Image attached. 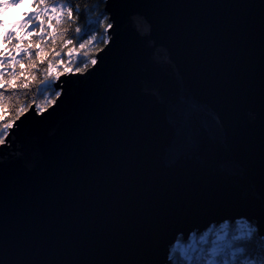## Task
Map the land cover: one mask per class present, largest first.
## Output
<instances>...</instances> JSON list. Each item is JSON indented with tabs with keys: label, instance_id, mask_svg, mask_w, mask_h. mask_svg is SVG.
Here are the masks:
<instances>
[{
	"label": "water",
	"instance_id": "water-1",
	"mask_svg": "<svg viewBox=\"0 0 264 264\" xmlns=\"http://www.w3.org/2000/svg\"><path fill=\"white\" fill-rule=\"evenodd\" d=\"M97 64L0 146V264H174L244 219L264 236V0H104Z\"/></svg>",
	"mask_w": 264,
	"mask_h": 264
},
{
	"label": "snow or ice",
	"instance_id": "snow-or-ice-1",
	"mask_svg": "<svg viewBox=\"0 0 264 264\" xmlns=\"http://www.w3.org/2000/svg\"><path fill=\"white\" fill-rule=\"evenodd\" d=\"M35 7L37 11L33 14L25 13V19L18 22V26L26 36H35L39 38L38 40L25 43L24 35L16 36L14 32L4 33V42L15 41L13 48L16 50V55H10L9 58L5 55L4 50H0V68L7 69L14 65H20L21 71L9 72L7 76H5V72L0 71V89H3L0 91V146L10 141L11 135L14 134L13 130L17 127L16 122L32 106L31 104H13L9 115L10 110L6 101H13V96H6V93L18 89L29 90L32 86L31 81H38V84L45 86V89L52 90V98L46 97L45 105L40 107L42 113L47 107L54 105L61 96V91L54 90L55 82L59 81L61 76L73 73L83 74L88 71L90 66L97 64L94 54L89 58V46L97 44L98 50L103 51L98 45L109 43L108 39L98 41L96 34H87V38H84L82 42L68 36L70 31L77 36L86 33V28L77 26L72 29L70 27L71 23L78 20L81 15L80 6L72 3V0H64L63 3H55L54 0L51 2L50 0H35ZM92 23L103 28L105 33L113 29L112 23H106L99 18ZM2 24L3 22L0 21V25ZM45 24H47V28ZM49 29L51 30L49 31ZM49 38L50 44L47 43ZM57 40L61 44L59 51L55 50ZM42 44L54 52L51 58H49V51H46L45 47L41 46ZM21 53L24 63L16 58ZM62 54L68 59L65 60ZM81 57L89 59L83 60ZM39 65L45 66L39 69ZM25 72L28 73L27 76ZM41 91L43 92L44 89ZM228 236L229 229L225 222V225H221L220 234H217L211 241V247L205 248L202 245L209 243L207 237L200 236L197 239L196 234L193 233L188 245L181 246L179 242L177 243L169 259L174 264H264V236L258 235L256 229L251 226L238 228L230 238H227Z\"/></svg>",
	"mask_w": 264,
	"mask_h": 264
},
{
	"label": "trees",
	"instance_id": "trees-1",
	"mask_svg": "<svg viewBox=\"0 0 264 264\" xmlns=\"http://www.w3.org/2000/svg\"><path fill=\"white\" fill-rule=\"evenodd\" d=\"M27 2H28V0H21L19 5L11 13H9V15L17 14L20 9H23V7L27 4ZM50 2H51V0H50ZM54 2L55 3H63L64 0H54ZM72 3L78 4L80 6L79 12L81 13V15H80V18L78 20L71 23L70 27L72 29H74L77 26H80L82 28H86V33H81L79 36H77L74 32L70 31L68 33V36L70 38L78 40L79 42H82L84 38H87V34H96L98 36V41L103 40V39H107V34L104 32V29L99 27V25L92 23V21H95L97 18L103 20L106 23H109V21L107 19V14L104 12V0H72ZM30 6H31V8H36L35 7V0L30 1ZM41 18L43 19L44 17L42 16ZM45 27L47 28V24H45ZM50 30L51 29H49V31ZM14 33L16 36L24 35L25 36V43H31L32 40H38L39 39L38 37H35V36L34 37L26 36L25 33L21 32L20 28L18 29V31H16ZM1 37H2V31H0V38ZM14 43H15V41L7 42V43L4 42V37L1 40L0 50H4L5 55L9 56V58H10V55H16V50L13 48ZM47 43L50 44V38L47 41ZM103 45L104 44L101 43L98 45V47L102 48ZM20 46L22 47L23 45H20ZM41 46L45 47L46 51H49V58H51L54 55V52H52L50 48L46 47V45L42 44ZM60 47H61L60 41L57 40V45H56L55 50L59 51ZM88 51L90 52L89 58H91L93 54H94V58H95V54L98 51L97 44H93V45L89 46ZM62 56H63V54H62ZM16 58L18 60H21V63H24V57H23L22 53L20 55H17ZM63 58L65 60L68 59L66 56H63ZM89 58L81 57V59H83V60H87ZM77 63H79V61H77ZM24 66H25V68L27 67L26 64ZM44 66L45 65H39V69H42ZM0 71L5 72V76H7L9 72L21 71V68H20V65H14L13 67H9L7 69L0 68ZM25 75L27 76L28 73L25 72ZM31 85L32 86L29 90H19L18 89L14 92L6 93V96H8V95L13 96V101H11V102L6 101V104L8 105L9 110H10L9 115L11 114V107L13 106V104H20V105L31 104V105H34L38 111H40V107H43L46 103L45 98L46 97L48 99L52 98V94H51L52 90L45 89V86L39 85L38 81H31ZM42 89H44L43 92L41 91ZM2 90L3 89H0V91H2ZM54 90H57V89L54 88ZM221 225H225V222L218 224V225H215V224L211 225L209 228H207L206 230H203L199 234L195 233L197 239L200 236H206L207 239L209 240L208 244L202 245L203 247H205V248L211 247V241L215 238V236L217 234H220ZM227 226L229 229V236L227 238H230L231 235L238 230V228L251 226L252 228L255 229L254 224L248 223L244 220L235 221L232 223L227 222ZM192 235H193V233L190 234L187 241H183L182 238L178 237L177 243L179 242L181 244V246L188 245L190 242V237H192ZM177 243L170 246V253L171 254L173 252V249L176 247ZM192 243H195V241H192ZM198 247H199V245H198Z\"/></svg>",
	"mask_w": 264,
	"mask_h": 264
},
{
	"label": "rangeland",
	"instance_id": "rangeland-1",
	"mask_svg": "<svg viewBox=\"0 0 264 264\" xmlns=\"http://www.w3.org/2000/svg\"><path fill=\"white\" fill-rule=\"evenodd\" d=\"M11 2H12V1H11ZM11 2H10V3H11ZM10 3H9V5H10ZM13 10H14V9H7L6 11H13ZM16 16L18 17V15H16ZM107 19H108V18H107ZM18 22H20V20H19ZM239 220H240V219H239ZM236 221H238V220H236ZM170 255H171V253H170ZM170 255H169V256H170Z\"/></svg>",
	"mask_w": 264,
	"mask_h": 264
}]
</instances>
